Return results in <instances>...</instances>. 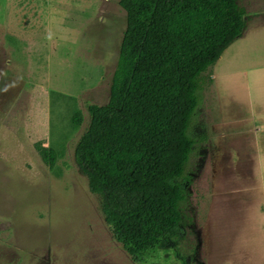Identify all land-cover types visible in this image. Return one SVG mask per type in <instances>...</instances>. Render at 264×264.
Listing matches in <instances>:
<instances>
[{"label": "rangeland", "instance_id": "374dc122", "mask_svg": "<svg viewBox=\"0 0 264 264\" xmlns=\"http://www.w3.org/2000/svg\"><path fill=\"white\" fill-rule=\"evenodd\" d=\"M239 2L244 35L206 72L189 126L183 233L144 263L113 239L74 156L87 105L108 99L124 10L118 0L0 3V264H264V0ZM36 144L55 152L52 168Z\"/></svg>", "mask_w": 264, "mask_h": 264}, {"label": "trees", "instance_id": "16d2710c", "mask_svg": "<svg viewBox=\"0 0 264 264\" xmlns=\"http://www.w3.org/2000/svg\"><path fill=\"white\" fill-rule=\"evenodd\" d=\"M126 25L104 104L87 105L74 156L113 239L135 263L174 249L192 177L188 133L206 72L246 28L239 0H118ZM79 124L78 111L72 117ZM52 168L56 155L35 145Z\"/></svg>", "mask_w": 264, "mask_h": 264}, {"label": "crops", "instance_id": "0c3cea01", "mask_svg": "<svg viewBox=\"0 0 264 264\" xmlns=\"http://www.w3.org/2000/svg\"><path fill=\"white\" fill-rule=\"evenodd\" d=\"M2 1H3V0H0V3H2ZM243 7H244V6H243ZM244 8H245V7H244ZM245 10H246V9H245ZM260 13H261V12H260ZM246 19H247V13H246ZM246 22H247V21H246ZM246 25H247V23H246ZM258 34H259V33H255V32H254V33H251L250 36H251V37H256V36H258ZM243 35H244V33H243ZM243 35H242V36H243ZM242 36H241V37H242ZM241 37H240V38H241ZM245 37H246V36H245ZM251 37H250V38H251ZM238 39H239V38H238ZM262 119L264 120V117H263ZM262 166H263L262 163H259V167H258L257 170H258V174L260 175V176H259V178H260V180H259V184H260V185H259V186H260L259 190H261V192H262V196H263V199H264V170H263ZM261 214H262V212H261ZM262 215H264V212H263Z\"/></svg>", "mask_w": 264, "mask_h": 264}]
</instances>
